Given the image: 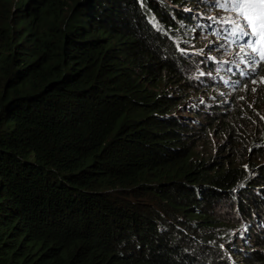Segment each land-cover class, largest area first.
<instances>
[{"label":"trees","instance_id":"trees-1","mask_svg":"<svg viewBox=\"0 0 264 264\" xmlns=\"http://www.w3.org/2000/svg\"><path fill=\"white\" fill-rule=\"evenodd\" d=\"M215 5L0 0V264H264V64Z\"/></svg>","mask_w":264,"mask_h":264},{"label":"snow or ice","instance_id":"snow-or-ice-1","mask_svg":"<svg viewBox=\"0 0 264 264\" xmlns=\"http://www.w3.org/2000/svg\"><path fill=\"white\" fill-rule=\"evenodd\" d=\"M215 6L229 13L221 19L231 25L232 35L242 41L241 62L253 71L264 64V0H216ZM260 82L264 83V79ZM252 83L257 81L253 79Z\"/></svg>","mask_w":264,"mask_h":264},{"label":"rangeland","instance_id":"rangeland-1","mask_svg":"<svg viewBox=\"0 0 264 264\" xmlns=\"http://www.w3.org/2000/svg\"><path fill=\"white\" fill-rule=\"evenodd\" d=\"M218 8H219V11L216 13L218 17H216L215 19L218 20V23L220 24V25H218V27H220L221 29H224V30H221V31H225V32H221V33H228L229 34V38H225V41H226V42H224L225 44H222V45L221 44H217L216 48H221V47H223L225 45L224 48L226 50V53H229L228 55H231V53H233L234 50H235V43L237 41V37L235 38L232 35V32L230 31L231 25L222 22L221 18H227L229 13L223 11L220 7H218ZM197 42L199 44H201L202 46H205L206 43H207V41H205V38H203V36H201V40L198 39ZM238 43H239V41H238ZM219 50H221V49H219ZM234 55L238 56V54H234ZM227 57H229V56H227ZM261 85L262 84L259 82L258 88ZM248 104H251V108L254 111L260 112V111H262L264 109V102H262V103H259V102L252 103L249 100ZM210 142L212 143V145H210V146H212V148L209 147V145H208L207 137H204V136L200 137L196 150H197V153H198V158H203L205 161H208L209 163H211V166H213L214 162H215L214 158H217L216 160L224 161L226 155H228L230 153L228 151V147L224 146V147L220 148L219 150H217L216 147L213 144L212 139H210Z\"/></svg>","mask_w":264,"mask_h":264}]
</instances>
